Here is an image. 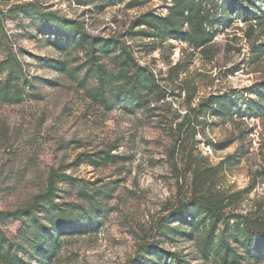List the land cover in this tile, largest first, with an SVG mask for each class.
<instances>
[{"label":"rangeland","instance_id":"374dc122","mask_svg":"<svg viewBox=\"0 0 264 264\" xmlns=\"http://www.w3.org/2000/svg\"><path fill=\"white\" fill-rule=\"evenodd\" d=\"M3 2L8 8L37 3L46 10L85 21L92 32L103 35L126 30L147 11L166 15L172 5V0H152L127 10L125 3L107 5L101 1L92 6L80 5L77 0H0ZM8 28L17 36L15 43L31 64L32 74L58 85H42L39 100L14 106L0 104V210L24 206L43 190L52 169L73 164L79 154L118 147L113 154L122 160L117 164L68 170L92 190L105 186L115 191L102 227L94 233L66 237L50 264H142L138 261L140 246L154 239L161 250L177 253L188 264H222L214 257L207 260L201 256V232L195 231L194 239L176 233L159 235L158 225L180 196L189 195L192 181L187 173L179 190L184 163L179 157L180 171H174L168 150L178 136L174 130L186 122L192 108L211 96L236 93L240 102L234 109V121L228 116L196 118L191 113V123L188 120L185 125L195 127L187 135L186 154L193 152L197 163L211 166L234 156V165L224 166L228 169L221 174L223 189L230 194L245 190L236 205L238 213L264 206V117L256 118L247 111L244 121L237 117L239 106L247 110L254 98L252 87L264 81V55L253 56V46L264 43L261 31L250 30L243 20H235L215 38L216 47L209 54L212 57L191 49L184 39L171 40L155 50L146 46L148 39L131 42L140 63L158 77L167 78L169 65L178 62L187 68L168 83L166 100L157 105L154 117H148L121 110L106 112L73 81L44 68L43 60L56 58L57 53L36 36L28 22L25 27L8 24ZM253 181L257 185L252 189ZM62 196L65 202L77 199L75 191L68 190ZM169 223L178 225L173 220ZM19 227L20 222L11 221L4 230L14 238ZM150 264L162 263L155 260Z\"/></svg>","mask_w":264,"mask_h":264},{"label":"trees","instance_id":"16d2710c","mask_svg":"<svg viewBox=\"0 0 264 264\" xmlns=\"http://www.w3.org/2000/svg\"><path fill=\"white\" fill-rule=\"evenodd\" d=\"M77 1L83 6H92L95 1L107 5L125 3V9L132 10L152 0ZM237 19L264 36V0H172L166 15L147 11L131 21L126 30L112 35L95 34L85 21L46 10L37 3L13 4L10 8L5 2L0 3V104L14 106L39 100L42 85H58L32 74L31 64L16 45L17 36L10 33L8 24L25 27L28 22L36 36L57 53L56 58L43 60L44 68L73 81L106 112L121 110L154 117L157 105L168 96V83L186 73L187 68L178 62L169 65L167 78L158 77L140 63L131 42L148 39L146 46L155 50L171 40L184 39L191 49L212 57L209 54L216 47L215 38L230 29ZM253 49V56L264 55V43ZM250 91L254 98L249 100L247 110L243 111L242 104L239 106L237 117L241 121L246 111L256 118L264 117V81L256 83ZM239 102L236 93L211 96L192 108L186 122L174 130L173 134L178 136L168 150V158L176 172L180 171L179 157L184 163L179 190L182 191L181 181L187 179V173L192 181L189 195L177 199L158 225V231L161 236L176 233L190 238L195 231L201 232L200 253L207 260L214 257L222 264L245 261L261 264L264 206L246 214L238 213L236 205L245 190L230 194L221 184V174L228 169L224 166L234 165L235 157L228 156L219 165L211 166L197 163L193 152L186 154L187 135L195 127L185 125L188 120L191 123V113L196 118L228 116L234 121V109ZM117 149L79 154L73 164L52 169L43 190L24 206L13 211L0 210V264H50L61 252L66 237L97 232L110 212L108 203L115 188L102 186L92 190L86 182L68 174V170L82 165L98 168L117 164L122 160L113 154ZM256 185L253 181L252 189ZM68 190L76 192L75 201H64L62 194ZM171 220L178 225L171 226ZM11 221L20 222L14 238L4 230ZM140 247L138 261L142 264L155 260L162 264H188L177 253L161 250L156 239Z\"/></svg>","mask_w":264,"mask_h":264}]
</instances>
